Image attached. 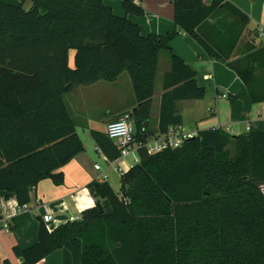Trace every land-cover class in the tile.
<instances>
[{"label":"trees","instance_id":"obj_1","mask_svg":"<svg viewBox=\"0 0 264 264\" xmlns=\"http://www.w3.org/2000/svg\"><path fill=\"white\" fill-rule=\"evenodd\" d=\"M18 1L0 0V192L16 194L20 207L42 181L63 185L62 168L85 150L65 101L76 87L128 73L138 139L143 127L153 136L182 125L179 102L204 100L207 91L171 50L181 32L234 71L253 104L264 103L260 30H250V17L229 0H174L176 29L148 36L127 17L146 14L134 0H123L126 17L104 0ZM162 52L169 69L154 131ZM91 136L110 161L120 158L107 130ZM138 154L139 163L121 174L120 193L91 182L93 209L52 232L43 222L37 244L14 248L22 264L58 250L63 264H264V120L246 135L206 129L180 148Z\"/></svg>","mask_w":264,"mask_h":264},{"label":"crops","instance_id":"obj_2","mask_svg":"<svg viewBox=\"0 0 264 264\" xmlns=\"http://www.w3.org/2000/svg\"><path fill=\"white\" fill-rule=\"evenodd\" d=\"M3 1L12 5L19 4L18 0ZM134 1L144 7L146 10L144 16H127L123 0H104V3L111 7L116 16H127L133 23L138 24L144 36L165 35L176 29L174 0ZM229 1L250 17V30L264 29V0ZM31 6V2L28 1L25 8L28 10ZM257 42L264 44V36ZM170 47L174 55L197 72L199 85L207 91L204 100L179 102L183 117L181 127L185 131L199 132L219 127L234 136L246 135L255 122L264 120V103L253 104L246 87L236 73L223 63L211 60L194 39L181 32L170 43ZM74 63L75 51L72 50L69 52V64L72 68ZM168 69V53L162 52L159 55L156 93L153 99V110H157V121L152 126L154 118L152 111L150 124V128L154 131L158 130L163 93L162 79ZM123 75L124 73L115 82H97L88 86H78L68 93L66 104L76 121L78 134L79 128L89 131L90 136L91 131L106 133L109 122L119 119L122 114L136 108L134 92L132 98L125 100L121 93L115 90V86L121 81ZM230 97H235V101L232 102ZM94 100L98 102L94 104ZM106 101L110 103L109 107L104 110L99 108V103L105 104ZM181 103H188L191 108L182 111ZM105 110L107 112H104ZM94 156L101 158L105 165L104 169L102 167L100 170L96 169L99 165L93 162ZM130 156H133L131 160ZM130 156L123 162H112L92 138L91 148L85 145V150L62 168L64 184L56 186L51 180L42 181L31 191L28 209L20 208L16 194L0 192V264H3L5 260H9L12 264H21V258L15 255L14 248L19 247L24 250L38 243L39 230L45 215H53V222L46 225L52 232L69 221L79 220L84 211L93 209L96 202L88 189L91 182L95 180L108 182L115 192L120 193V169L128 172L139 163L136 162L139 158L138 152ZM117 174L119 183L115 185L111 180ZM4 222L9 223L8 228L4 227ZM38 264H63V252L58 250Z\"/></svg>","mask_w":264,"mask_h":264},{"label":"built area","instance_id":"obj_3","mask_svg":"<svg viewBox=\"0 0 264 264\" xmlns=\"http://www.w3.org/2000/svg\"><path fill=\"white\" fill-rule=\"evenodd\" d=\"M263 36L264 29H260V37ZM213 129L220 128L215 127ZM147 133L146 127H143L139 133L140 139L137 138L138 129L130 114L109 122L107 124V134L120 152V158L117 161H125L130 155L136 154L140 148H145L149 155L159 154L168 149H177L187 140L198 135V132L185 131L180 125L170 127L166 134L147 136ZM139 160L138 158L136 162L138 163ZM96 169L100 170L101 167L96 166ZM120 172L121 174L124 173L122 169H120ZM20 208L25 210L28 209V206L25 205ZM51 222H53V215H45L44 223L49 225ZM4 227L8 228L9 223L4 222Z\"/></svg>","mask_w":264,"mask_h":264},{"label":"rangeland","instance_id":"obj_4","mask_svg":"<svg viewBox=\"0 0 264 264\" xmlns=\"http://www.w3.org/2000/svg\"><path fill=\"white\" fill-rule=\"evenodd\" d=\"M115 90L119 91L118 93H121L122 98L124 97L123 99H125V100L129 99L130 97L132 98V96H133V88H132L131 79H130L128 73H124L123 78H121V81H119V83L115 86ZM76 94H78V93H76ZM65 100H66V102H68V94L65 96ZM96 101L98 102V100H94L93 103L95 104ZM181 104H182V107H181L182 111H187V109L191 108L188 105V103H181ZM109 105H110V103L107 102V101H106L105 104L99 103V108H102L104 110V109H107L109 107ZM97 107H98V105H97ZM99 112H100V109H99ZM104 112H107V111L105 110ZM153 114H154V118L152 119V126H154L156 121H157L156 120V117H157V110L156 109L153 110ZM78 132H79V136L83 140L84 144L87 145L89 148H91V146H92V138H91V136L89 134V131H87V130L84 131L83 129L79 128ZM132 157L133 156H130L129 159L131 160ZM93 162L95 164H98L100 167H102L104 169L105 165H104V162L101 160L100 157L94 156L93 157ZM118 176H119L118 174L114 175L112 180H111L112 183H114L115 185L117 183H119V177Z\"/></svg>","mask_w":264,"mask_h":264},{"label":"water","instance_id":"obj_5","mask_svg":"<svg viewBox=\"0 0 264 264\" xmlns=\"http://www.w3.org/2000/svg\"><path fill=\"white\" fill-rule=\"evenodd\" d=\"M130 112H131V111L122 114L119 118L124 117V116L130 114ZM133 112H136V108L133 110ZM23 262H24V259L21 258V259H20V263L22 264Z\"/></svg>","mask_w":264,"mask_h":264}]
</instances>
